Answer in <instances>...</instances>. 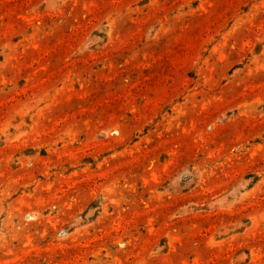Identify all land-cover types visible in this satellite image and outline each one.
I'll return each mask as SVG.
<instances>
[{
	"label": "rangeland",
	"instance_id": "1",
	"mask_svg": "<svg viewBox=\"0 0 264 264\" xmlns=\"http://www.w3.org/2000/svg\"><path fill=\"white\" fill-rule=\"evenodd\" d=\"M0 264H264V0H0Z\"/></svg>",
	"mask_w": 264,
	"mask_h": 264
}]
</instances>
